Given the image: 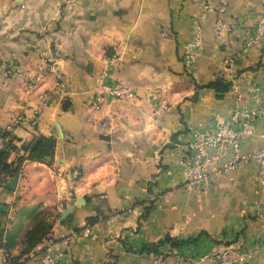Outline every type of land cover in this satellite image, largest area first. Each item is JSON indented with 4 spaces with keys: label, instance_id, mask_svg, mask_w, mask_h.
Listing matches in <instances>:
<instances>
[{
    "label": "crops",
    "instance_id": "crops-1",
    "mask_svg": "<svg viewBox=\"0 0 264 264\" xmlns=\"http://www.w3.org/2000/svg\"><path fill=\"white\" fill-rule=\"evenodd\" d=\"M221 8L230 30L218 26ZM261 11V0H0V143L14 138L16 164L23 144L57 141L52 165L23 164L16 191L5 188L14 178L0 182V264H43L50 241L62 246L58 264H150L159 254L176 262L227 249L264 264L262 166L239 165L192 190L182 165L193 131L255 110L264 42L242 48ZM196 26L203 46L188 69ZM58 74L65 92L38 113ZM103 76L123 82L135 101L107 96L95 113ZM218 80L230 85L222 97L208 88ZM263 136L258 118L241 151L260 149ZM67 194L79 205L65 216ZM40 220L47 235L28 248Z\"/></svg>",
    "mask_w": 264,
    "mask_h": 264
},
{
    "label": "built area",
    "instance_id": "built-area-1",
    "mask_svg": "<svg viewBox=\"0 0 264 264\" xmlns=\"http://www.w3.org/2000/svg\"><path fill=\"white\" fill-rule=\"evenodd\" d=\"M262 11L260 17L252 30V36L245 42L242 53H248L253 47H260L264 42V0H261ZM205 10L212 11L210 5L206 3ZM224 9L219 10L218 26L222 29L230 30L224 23ZM203 32L200 26L195 27L194 37L188 44L184 54L183 62L188 69L192 68L197 61L200 49L203 46ZM56 63H53L50 70L55 69ZM11 70L8 72L10 74ZM36 84L33 83L32 86ZM35 86V85H34ZM67 87V81L64 75L58 74V86L54 92L46 93L40 96L41 106L37 109L46 107L55 93L62 94ZM113 97L118 100L135 101V95L132 90L123 82L112 83L107 77L100 78L94 88L92 101V110L95 113L102 111L105 103V97ZM256 108L253 111L236 110L231 116L229 122H219L211 131L196 130L191 134V141L188 144V153L182 161L184 168L185 186L188 189L197 190L202 188L211 178H218L223 173H230L239 165L248 162H258L263 168L264 178V136L263 145L260 149L251 153L241 151V143L248 137L253 130L254 124L258 118L264 119V83L261 88L256 90ZM166 108V106H162ZM6 142L0 143V151L6 149ZM14 151L10 150V153ZM69 178L76 183L80 180V174L73 171ZM65 202L61 208H67L74 204V198L67 194ZM61 244L54 241L48 242L43 249V264H58L56 254L61 251ZM251 253H243L234 249H227L221 253H215L206 257H182L176 262H170L163 254L156 255L150 259V264H202L209 260L212 264H250Z\"/></svg>",
    "mask_w": 264,
    "mask_h": 264
},
{
    "label": "trees",
    "instance_id": "trees-1",
    "mask_svg": "<svg viewBox=\"0 0 264 264\" xmlns=\"http://www.w3.org/2000/svg\"><path fill=\"white\" fill-rule=\"evenodd\" d=\"M208 88L218 92L219 97H222L230 90V85L224 81L218 80L215 83L208 85ZM6 142V149L0 151V182L9 178L12 180L17 174L20 173L22 166L25 162H36L47 165H52L55 157L57 141L55 138L38 136L33 142L23 144L21 150L25 152L26 156L18 159L16 164H9L10 150L15 151L17 147L14 145V138L6 133L4 138ZM4 186V184H2ZM49 228L45 222L40 220L36 226L29 232L27 236L28 248H33L39 244L44 237H46ZM166 243L172 246H177L171 239H167ZM163 243H160L162 245Z\"/></svg>",
    "mask_w": 264,
    "mask_h": 264
},
{
    "label": "water",
    "instance_id": "water-1",
    "mask_svg": "<svg viewBox=\"0 0 264 264\" xmlns=\"http://www.w3.org/2000/svg\"><path fill=\"white\" fill-rule=\"evenodd\" d=\"M19 178H20V175H16V176L14 177V179H13L10 183H8V184L5 186V188H6L7 190L11 191V192L16 191V188H17V185H18V180H19ZM78 205H79V204H78V201H77L76 205L71 206V207L66 211V215H65V216L69 215V213H70L71 211H73Z\"/></svg>",
    "mask_w": 264,
    "mask_h": 264
},
{
    "label": "rangeland",
    "instance_id": "rangeland-1",
    "mask_svg": "<svg viewBox=\"0 0 264 264\" xmlns=\"http://www.w3.org/2000/svg\"><path fill=\"white\" fill-rule=\"evenodd\" d=\"M51 63H50V65L52 66L53 65V63H56L57 65H58V63L56 62V61H50ZM10 73H12V71L10 72Z\"/></svg>",
    "mask_w": 264,
    "mask_h": 264
}]
</instances>
